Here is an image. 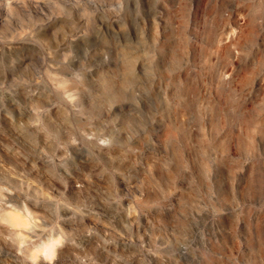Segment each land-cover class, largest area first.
I'll use <instances>...</instances> for the list:
<instances>
[{"label": "rangeland", "instance_id": "1", "mask_svg": "<svg viewBox=\"0 0 264 264\" xmlns=\"http://www.w3.org/2000/svg\"><path fill=\"white\" fill-rule=\"evenodd\" d=\"M247 2L0 0V264H263Z\"/></svg>", "mask_w": 264, "mask_h": 264}, {"label": "bare ground", "instance_id": "2", "mask_svg": "<svg viewBox=\"0 0 264 264\" xmlns=\"http://www.w3.org/2000/svg\"><path fill=\"white\" fill-rule=\"evenodd\" d=\"M246 2H247V0H246ZM244 19H245L244 27H245L246 35L248 34L246 39L248 38L249 42H247V43H250V44H248L249 45V47H248L249 51L247 50L248 52L246 54V55H248L247 56L248 58L246 60V62L248 63V65H246V69L249 71L248 76L250 73L252 76L254 75V77H255V76H257L258 72H259V74H260V72H262L261 74H263V75H261V76H264V69L263 68H260L261 70L258 71V66L261 64L263 65V63H264V62L262 63V56H264V55H262V54H264L262 52H264V49L261 46H260L261 49H259L260 47L259 48L257 47L259 44H257V42H255L257 40V38H256L257 34L256 33L258 32V30H264V0H248L246 7H245ZM255 44H257V45H255ZM258 50H259V52H258ZM128 67H130V65ZM262 69H263V71H262ZM246 73H247V71H246ZM259 74H258V76H259ZM252 76H249L248 78H251ZM254 77H252V78H254ZM252 80L250 82H253ZM250 82H249V84H250ZM261 109H263V107H261ZM262 133H263V131H262ZM263 136H264V133H263ZM41 248L46 253H51V250H52L51 244H45ZM263 264H264V262H263Z\"/></svg>", "mask_w": 264, "mask_h": 264}]
</instances>
